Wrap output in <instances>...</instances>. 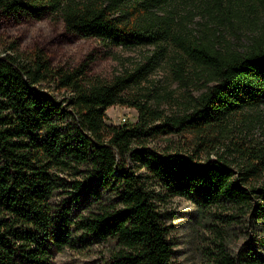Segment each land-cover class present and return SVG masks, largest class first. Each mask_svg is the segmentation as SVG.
<instances>
[{
    "label": "trees",
    "instance_id": "16d2710c",
    "mask_svg": "<svg viewBox=\"0 0 264 264\" xmlns=\"http://www.w3.org/2000/svg\"><path fill=\"white\" fill-rule=\"evenodd\" d=\"M172 1L0 0L7 15H54L68 32L157 49L148 64L109 82L88 75L90 58L70 69L54 67L39 48L0 49V264H53L67 249L91 248L105 264H174L160 208L177 196L194 204L195 216H248L264 231V146L230 135L264 104V32L235 49L218 25L189 30ZM213 3L223 12V0ZM170 43L180 51L175 80L200 92L169 95L174 110L166 113L130 89ZM114 106L135 109L136 122L107 124ZM160 136L166 146L150 147ZM212 259L264 264L250 248L232 255L223 244Z\"/></svg>",
    "mask_w": 264,
    "mask_h": 264
},
{
    "label": "rangeland",
    "instance_id": "374dc122",
    "mask_svg": "<svg viewBox=\"0 0 264 264\" xmlns=\"http://www.w3.org/2000/svg\"><path fill=\"white\" fill-rule=\"evenodd\" d=\"M213 2L173 0L170 7L177 17L188 18L187 28L194 32H200L199 28L205 25L211 28L218 25L221 36L235 49L241 50L251 37L264 32V7L258 0H223V12ZM12 42L23 51L42 49L54 67L72 69L90 58L88 75L103 82H109L116 74L133 72L148 64L147 58L157 50L154 46L123 49L95 37L68 32L62 19L54 15L36 18L24 12L7 15L0 11V49L7 48ZM166 49L165 55L157 60L155 67L130 92L146 94L152 105L171 113L174 107L168 100L169 95L172 98H179L183 93L197 96L200 86L190 83L185 88L179 86L174 77V64L179 61L177 56L180 51L173 43L166 44ZM188 64L184 65V69L191 78L192 71ZM53 94L58 100L63 97V93L54 91ZM106 114V123L109 125L134 123L137 119L135 109L123 106L110 107ZM230 129V135L235 136L233 138L264 146V104L259 109L248 111ZM167 138L160 136L152 139L149 146L162 150L167 144ZM133 169L137 173H144L136 166ZM160 209L169 226V237L175 252L174 264H214L212 257L219 244H223L232 255L250 248L264 256V231L248 216H237L232 220L226 216L227 222L221 219L228 214L224 212L211 211L205 216H195L194 204L178 196L168 199ZM100 252L99 248L67 249L54 257L53 264H105V255Z\"/></svg>",
    "mask_w": 264,
    "mask_h": 264
},
{
    "label": "built area",
    "instance_id": "2783aa9c",
    "mask_svg": "<svg viewBox=\"0 0 264 264\" xmlns=\"http://www.w3.org/2000/svg\"><path fill=\"white\" fill-rule=\"evenodd\" d=\"M122 121H125V119H124V118H122Z\"/></svg>",
    "mask_w": 264,
    "mask_h": 264
}]
</instances>
